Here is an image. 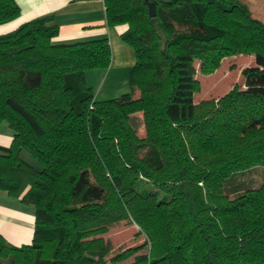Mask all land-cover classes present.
Listing matches in <instances>:
<instances>
[{
    "label": "trees",
    "instance_id": "obj_1",
    "mask_svg": "<svg viewBox=\"0 0 264 264\" xmlns=\"http://www.w3.org/2000/svg\"><path fill=\"white\" fill-rule=\"evenodd\" d=\"M152 1L154 16L103 0L134 53L130 91L107 99L85 83L111 64L107 36L55 42L51 15L0 33V190L34 207L30 243L0 234V264H264V182L224 186L264 167V23L238 0ZM19 13L0 0V24ZM236 54L255 60L243 85L195 103L194 62L209 74ZM121 221L145 238L110 256L102 234Z\"/></svg>",
    "mask_w": 264,
    "mask_h": 264
},
{
    "label": "crops",
    "instance_id": "obj_2",
    "mask_svg": "<svg viewBox=\"0 0 264 264\" xmlns=\"http://www.w3.org/2000/svg\"><path fill=\"white\" fill-rule=\"evenodd\" d=\"M16 2L20 8L19 15L11 21L0 24V33L10 31L23 22L51 15L54 22L59 25V33L53 41L70 42L107 36L111 50L112 42H116L117 46L116 53L113 51V55L112 52L110 66L112 67L117 59V67L125 69L132 67L133 50L120 39L121 33L127 26L125 24L113 27L105 25L103 0H16ZM110 71L111 68L108 73ZM137 115L141 116V113ZM11 139V129L5 122H2L0 124V152L2 147L9 146ZM33 229L34 207L0 190V234L5 240L17 246L28 244L31 242Z\"/></svg>",
    "mask_w": 264,
    "mask_h": 264
},
{
    "label": "rangeland",
    "instance_id": "obj_3",
    "mask_svg": "<svg viewBox=\"0 0 264 264\" xmlns=\"http://www.w3.org/2000/svg\"><path fill=\"white\" fill-rule=\"evenodd\" d=\"M244 4L251 15L264 23V0H238ZM121 39V38H120ZM112 50L116 53V42H112ZM113 52V55H114ZM115 59L112 67L107 69H91L85 72V83L91 88L92 93L97 99H107L116 97L122 93L129 92V73L130 69L116 66ZM112 63V62H111ZM255 64L254 56L250 54H236L222 59L219 67L214 72L204 74L199 71L198 62L195 61L196 78L199 82V89L194 94V102L199 103L203 100L215 99L234 84L243 85L242 69ZM111 68L110 73L109 70ZM113 68V69H112ZM7 124V123H5ZM133 124L137 129V134L142 136L143 126L140 115L133 117ZM24 158L37 165L32 156L23 153ZM264 182V167L253 166L251 168L237 171L224 184L227 191L233 185H240L245 188L257 187ZM138 227L134 223L129 224L121 221L110 227L108 232L102 234L103 238L111 245L110 256L121 249L136 246L143 242L145 236L138 234ZM132 257L125 262L131 261ZM123 262V264L125 263Z\"/></svg>",
    "mask_w": 264,
    "mask_h": 264
},
{
    "label": "water",
    "instance_id": "obj_4",
    "mask_svg": "<svg viewBox=\"0 0 264 264\" xmlns=\"http://www.w3.org/2000/svg\"><path fill=\"white\" fill-rule=\"evenodd\" d=\"M147 5L148 14L150 16H154L156 13V5L155 2L152 0H144Z\"/></svg>",
    "mask_w": 264,
    "mask_h": 264
}]
</instances>
